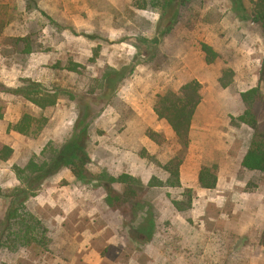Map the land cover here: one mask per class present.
Returning a JSON list of instances; mask_svg holds the SVG:
<instances>
[{
    "label": "rangeland",
    "instance_id": "rangeland-1",
    "mask_svg": "<svg viewBox=\"0 0 264 264\" xmlns=\"http://www.w3.org/2000/svg\"><path fill=\"white\" fill-rule=\"evenodd\" d=\"M36 1L37 8L29 9L27 0H0L10 20L0 39V84L16 88L20 79H31L49 90H67L78 99L61 100L56 108L46 111L44 115L50 119L47 129L38 138L29 139L8 134L6 128L23 113L37 116L38 111L21 98L0 93L5 107L0 141L14 150L12 160L0 162V189L6 192L20 185L12 171L15 164L39 155L50 141L61 145L71 138L88 105L95 111L85 134L89 175L70 184L67 177L73 175L64 169L47 179L28 207L47 225L50 246L17 254L0 250V264H264L260 246L264 228L257 245L258 240L231 236L221 225L203 224L194 212L178 215L170 204L178 198L179 190L167 196L160 188L149 189L136 218L106 210L101 200L106 197L110 173H118L113 169L128 170L119 164L121 159L135 164L139 174L146 171L149 176L152 171L153 176L166 178L152 159L166 162L181 148L165 121L161 125L160 120L153 122L152 106L158 95L178 92L186 82L196 80L202 85L198 122L209 118L219 125L218 137L229 134V139H237V151L249 150L253 132L238 121L245 111L240 95L259 86L264 69V38L250 16L252 0H242V9L232 0L184 1L172 32L162 38L161 14L136 10L131 6L133 0ZM29 34L36 35L41 49L23 62L6 40ZM202 44L218 54L213 65L205 63ZM97 49L99 57L91 64ZM58 63L63 68L78 64L79 73L56 69ZM105 65L125 76L109 101L98 92L90 94L98 70ZM225 70L234 73L233 84L227 89L218 83ZM262 77L264 97V73ZM259 113L264 121V101ZM149 131L162 135L166 142L159 146L150 140L144 147L139 142L140 146L126 149L135 138L149 140ZM225 139L223 143H227ZM235 177L246 184L264 183V177L253 173L240 177L236 171ZM66 185H71L70 191L60 190ZM115 188L120 189L118 185ZM65 193L68 196L62 198ZM6 204L1 195L0 220Z\"/></svg>",
    "mask_w": 264,
    "mask_h": 264
},
{
    "label": "trees",
    "instance_id": "trees-1",
    "mask_svg": "<svg viewBox=\"0 0 264 264\" xmlns=\"http://www.w3.org/2000/svg\"><path fill=\"white\" fill-rule=\"evenodd\" d=\"M27 1L29 2V9L37 8L36 0ZM184 1L187 0H133L131 6L139 11L161 14L159 31L160 38H162L172 32ZM232 1L236 8H243L242 0ZM43 14L55 27H58L51 17ZM250 16L253 24L264 38V0H252ZM9 24L8 12L4 6H0V39H2ZM71 32L76 34L72 29ZM6 41L12 46V52L15 53L16 57L23 62L41 49L35 34ZM98 51L99 49L90 60L91 64L96 63L99 57ZM201 51L205 55L207 65H213L217 61L218 54L212 47L202 44ZM55 68L70 73H79L80 66L69 63L67 67L63 68L62 64L58 63ZM263 73L264 69L259 78L258 87L240 95L245 111L238 118V121L248 126L253 132L251 145L243 157L238 171L240 177L246 173L264 177V121L260 120L259 113V106L264 101L260 89ZM124 78L123 73L105 65L98 70L96 87L90 94L95 95L98 92L101 98L109 101ZM233 79V71L225 70L222 72L218 83L221 88L227 89L233 84ZM19 82V86L16 88H7L0 84V93L25 100L38 111V115L23 113L16 123L7 125L6 132L8 134L15 133L29 139H36L45 132L49 125L50 119L44 115L46 111L56 108L61 100L77 102L78 99L74 93L67 90L59 88L49 90L41 83L31 79H20ZM201 91L202 85L193 80L183 84L178 92L169 90L156 97L152 106L153 112L158 120L165 121L173 131L181 148L180 153L165 165L152 159V163L162 171L166 178L162 180L153 176L147 186H144L139 179L126 173L118 177H109L104 199V204L108 210L119 213L125 218L130 216L136 218L135 216L145 204L144 200L149 189L181 188L180 168L190 146V133L194 116L203 100ZM4 115L5 107L3 101L0 100V121L4 120ZM94 115V109L88 105L85 115L78 122L71 138L61 145L50 141L39 155H32L21 164L17 163L12 167L20 185L6 192L0 189V196L2 195L7 199L5 212L0 220V250H5L9 254H17L30 248H48L50 246V231L47 225L29 209V201L36 196L47 179L58 175L64 169L69 170L78 180H83L89 175L87 170L89 156L86 151L85 134L88 122L92 120ZM146 136L159 146L166 142L162 135L154 131H149ZM13 156L12 147L0 141V162L7 163L12 160ZM218 175L217 165L202 167L198 179L199 187L205 191H214L217 188ZM115 185H118L120 189L117 190ZM256 187L257 185L251 182L247 184L245 190L250 192ZM194 200L195 192L191 189H185L180 199L171 200V205L178 214L184 215L193 209ZM260 246L264 248V232L261 236Z\"/></svg>",
    "mask_w": 264,
    "mask_h": 264
},
{
    "label": "crops",
    "instance_id": "crops-1",
    "mask_svg": "<svg viewBox=\"0 0 264 264\" xmlns=\"http://www.w3.org/2000/svg\"><path fill=\"white\" fill-rule=\"evenodd\" d=\"M197 114L193 119L191 127L190 146L180 168L181 188L160 189L166 192L168 194L167 196L174 194L173 190H179L177 193V200L181 198L185 189L193 190L195 192V200L191 214L194 212L195 218L199 219L203 224L208 221L213 227H215L214 225L216 224L221 225L223 230L231 236L246 239L247 241L248 239L258 240L257 245H259L261 230L264 228V183L257 185L256 189L253 191L243 193V189L247 184L242 180H238L235 177V173L240 169L242 159L248 150H246V152H242L241 149L237 151L236 138L229 139L227 137L229 134L225 137L223 133H220L221 137H218L216 133L219 129V125L211 122L209 118L207 121L203 120L199 123ZM152 118L153 122L158 120L153 111ZM160 122L161 121L158 122V125H161ZM156 130L158 132L159 126L155 128V131ZM197 135H199L198 139L196 137ZM224 138H226L225 140H227V143H223ZM139 142H141L144 147L146 144L150 143V140L144 139L138 141L137 138H135L129 145H127L128 142L124 144L127 145L126 149H129L130 145L133 147L136 145L140 146ZM174 157L172 156L166 162L160 163L165 165ZM122 160L123 159H121V163L119 164H121L122 167L128 168V170L123 173L129 174L137 179L140 177L141 180H139L142 184L144 186L148 185L153 177L152 171L148 173L149 176H146V171L139 174V169L135 164ZM211 165H217L220 170L218 184L214 191H205L199 187V174L202 167ZM113 170L118 173L117 175H114L115 173H110L112 177H118L123 174L119 166H117V169ZM67 179L69 183L72 184L71 182L75 180V177L71 176L67 177ZM70 186L71 185L63 186L60 190L68 192L70 191ZM61 196L62 198H66L68 195L65 193L61 194ZM104 198L105 197L101 199L103 204ZM66 205L68 207L67 210L72 213L69 207L70 205ZM104 207L108 210L105 205Z\"/></svg>",
    "mask_w": 264,
    "mask_h": 264
}]
</instances>
